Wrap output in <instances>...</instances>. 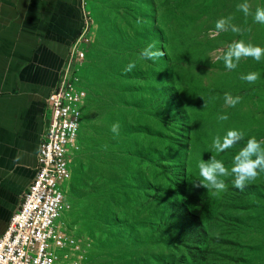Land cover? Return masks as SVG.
Listing matches in <instances>:
<instances>
[{"label":"rangeland","instance_id":"rangeland-1","mask_svg":"<svg viewBox=\"0 0 264 264\" xmlns=\"http://www.w3.org/2000/svg\"><path fill=\"white\" fill-rule=\"evenodd\" d=\"M244 2L85 0L78 87L86 101L62 217L85 244L83 264H245L249 255L264 264V172L243 191L225 178L219 195L189 182L202 160L215 155L230 170L248 139L264 140V57L243 58L231 71L218 59L237 40L264 48V24L254 21L264 0H247L248 16L237 9ZM227 17L241 34H217ZM149 44L166 55L143 58ZM130 62L136 68L126 73ZM251 72L260 74L254 84L240 78ZM226 93L241 101L227 106ZM229 130L244 139L216 153L214 138Z\"/></svg>","mask_w":264,"mask_h":264},{"label":"crops","instance_id":"crops-1","mask_svg":"<svg viewBox=\"0 0 264 264\" xmlns=\"http://www.w3.org/2000/svg\"><path fill=\"white\" fill-rule=\"evenodd\" d=\"M85 20V0H0V236L35 177L46 100Z\"/></svg>","mask_w":264,"mask_h":264},{"label":"built area","instance_id":"built-area-1","mask_svg":"<svg viewBox=\"0 0 264 264\" xmlns=\"http://www.w3.org/2000/svg\"><path fill=\"white\" fill-rule=\"evenodd\" d=\"M88 18L67 56L61 80L46 100L48 115L36 156V174L18 210L0 236V264H83L82 240L65 230V192L86 93L78 87L85 59ZM85 251V252H84Z\"/></svg>","mask_w":264,"mask_h":264},{"label":"clouds","instance_id":"clouds-1","mask_svg":"<svg viewBox=\"0 0 264 264\" xmlns=\"http://www.w3.org/2000/svg\"><path fill=\"white\" fill-rule=\"evenodd\" d=\"M237 9L242 11L245 16L252 15L251 6L247 0L244 3L238 4ZM254 21L264 24V8H256ZM215 29L217 34L229 31L235 34L243 32V29L232 23V17L219 19L215 24ZM141 55L145 59L156 61L163 58L166 52L165 50L156 49L154 44H149L142 51ZM249 57L257 62L261 61L262 57H264V48L254 46L251 43H245L243 40H237L232 42L218 59H221L225 68L231 71L237 68L241 59ZM135 68L136 63L130 62L124 71L130 73ZM240 78L254 84L260 78V74L251 72L247 75H242ZM240 101L241 97L239 96L233 97L231 94H225V104L229 107H235ZM203 107H206L205 102ZM227 119V114L218 117L219 121H226ZM119 130V123L112 125L111 131L116 136L119 135ZM244 135L242 131L229 130L225 136L221 137L217 135L214 138L212 148L216 153H223L239 144L244 139ZM232 163L233 166L229 170L215 155H212L207 161L202 160L198 165L199 178L189 180L191 187L194 189L205 188L213 190L214 195H219L227 190L225 178L232 176L234 177V186L243 191L246 186L256 180L260 172H264V140L258 141L255 137L248 139L246 145L234 156Z\"/></svg>","mask_w":264,"mask_h":264},{"label":"trees","instance_id":"trees-1","mask_svg":"<svg viewBox=\"0 0 264 264\" xmlns=\"http://www.w3.org/2000/svg\"><path fill=\"white\" fill-rule=\"evenodd\" d=\"M86 58V57H85ZM85 60V59H84ZM86 101V100H85ZM82 110H83V108H82ZM167 210L169 211V212H172V213H175V208L174 207H172L171 205H169L168 204V208H167ZM189 227L190 228H195V231H194V233L195 234H199L200 232H201V230L203 229V226H202V223H201V221H200V219H197L196 217H192V220H190L189 221ZM193 231V230H192ZM193 233V235L192 236H196L195 234ZM192 234V233H191ZM189 235H190V233H189ZM262 254L264 255V251H262ZM256 255H259V254H256ZM255 255V256H256ZM258 258V257H257ZM257 258H252V256L251 255H249V257H248V261L247 262H245V264H256V262H255V260L257 259Z\"/></svg>","mask_w":264,"mask_h":264},{"label":"bare ground","instance_id":"bare-ground-1","mask_svg":"<svg viewBox=\"0 0 264 264\" xmlns=\"http://www.w3.org/2000/svg\"><path fill=\"white\" fill-rule=\"evenodd\" d=\"M68 174H69V172H68Z\"/></svg>","mask_w":264,"mask_h":264}]
</instances>
